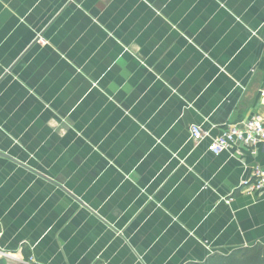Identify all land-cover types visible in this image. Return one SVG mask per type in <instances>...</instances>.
Instances as JSON below:
<instances>
[{
    "label": "crops",
    "instance_id": "0c3cea01",
    "mask_svg": "<svg viewBox=\"0 0 264 264\" xmlns=\"http://www.w3.org/2000/svg\"><path fill=\"white\" fill-rule=\"evenodd\" d=\"M263 88L264 0H0V259L264 249V142L208 151Z\"/></svg>",
    "mask_w": 264,
    "mask_h": 264
},
{
    "label": "built area",
    "instance_id": "2783aa9c",
    "mask_svg": "<svg viewBox=\"0 0 264 264\" xmlns=\"http://www.w3.org/2000/svg\"><path fill=\"white\" fill-rule=\"evenodd\" d=\"M264 97V88L261 91ZM191 138L199 142L209 136L207 131L193 126L190 129ZM264 142V115H254L249 120L240 124L226 125L221 133L216 136L208 146V151L213 155H219L229 147H255ZM251 182L245 183L244 187L254 193L264 188V167H256ZM6 257V254L0 253ZM25 264H30L28 260Z\"/></svg>",
    "mask_w": 264,
    "mask_h": 264
},
{
    "label": "trees",
    "instance_id": "16d2710c",
    "mask_svg": "<svg viewBox=\"0 0 264 264\" xmlns=\"http://www.w3.org/2000/svg\"><path fill=\"white\" fill-rule=\"evenodd\" d=\"M28 261V256L24 257V263L13 264H25ZM0 264H7L4 259H0ZM206 264H264V249L260 251H254L253 249H242L227 257L212 258Z\"/></svg>",
    "mask_w": 264,
    "mask_h": 264
},
{
    "label": "water",
    "instance_id": "95a60500",
    "mask_svg": "<svg viewBox=\"0 0 264 264\" xmlns=\"http://www.w3.org/2000/svg\"><path fill=\"white\" fill-rule=\"evenodd\" d=\"M0 156L6 157V158H8V159H9V157H8V156H6V155H4V154H1V153H0Z\"/></svg>",
    "mask_w": 264,
    "mask_h": 264
}]
</instances>
